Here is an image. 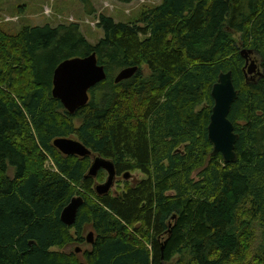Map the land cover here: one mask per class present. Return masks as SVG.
I'll return each instance as SVG.
<instances>
[{"label":"trees","instance_id":"1","mask_svg":"<svg viewBox=\"0 0 264 264\" xmlns=\"http://www.w3.org/2000/svg\"><path fill=\"white\" fill-rule=\"evenodd\" d=\"M97 20L95 44L76 23L0 30V264H264V0H161L135 22ZM243 49L259 63L254 82ZM91 53L106 79L69 114L52 73ZM229 71L238 140L225 164L207 126L212 86ZM58 138L112 162L117 177L144 179L98 196L104 172L87 177L92 157L62 155ZM74 196L83 203L68 227L59 215ZM87 231L90 249L67 252Z\"/></svg>","mask_w":264,"mask_h":264},{"label":"water","instance_id":"2","mask_svg":"<svg viewBox=\"0 0 264 264\" xmlns=\"http://www.w3.org/2000/svg\"><path fill=\"white\" fill-rule=\"evenodd\" d=\"M252 53L251 50L243 49L240 51V55L245 61L243 69L245 77L254 74L256 70L254 61L251 60L250 63L248 61ZM248 63L250 67L247 68ZM137 69V67H131L121 70L114 77V83L118 84L130 79L135 75ZM105 79L106 72L104 67L98 64L95 53L85 57L66 59L60 62L52 73L51 95L53 99L61 103L66 112L74 114L79 108L88 103L89 90ZM210 95L213 106L207 126V138L212 146L211 154L213 156L220 154L225 164L235 163L237 155L234 147L238 135L234 132V126L228 119V115L233 102L237 98V91L233 86L230 71L218 75ZM52 145L64 156L92 157L86 176L96 178L100 171L105 172L107 175L104 183L94 186L95 193L98 196L108 194L114 187L116 174L112 162L99 156H91L90 150L72 138L55 139ZM123 178L129 179V173H126ZM82 203V197H73L61 210L59 219L65 226L70 227L75 223L78 209ZM85 242L89 245L93 243L92 232L87 234ZM79 251L80 249H75V253H79Z\"/></svg>","mask_w":264,"mask_h":264},{"label":"rangeland","instance_id":"3","mask_svg":"<svg viewBox=\"0 0 264 264\" xmlns=\"http://www.w3.org/2000/svg\"><path fill=\"white\" fill-rule=\"evenodd\" d=\"M88 1L91 11H94L92 15H87L88 6L85 8L79 0H0V30L8 34H15L27 26L42 27L49 25L54 28L61 24L76 23L88 42L95 44L103 38L102 31L96 27L98 15L103 14L113 18L115 22H135L142 11L157 6L161 2V0H132L129 4H122L116 0ZM250 58L255 64L258 63L253 53ZM260 70L256 69L254 74L247 75V77L252 76L255 79L257 73H262ZM76 124L78 125V122ZM44 167L51 171L55 170L49 159L45 162ZM8 174L9 176L13 175L12 168H9ZM130 174L129 182H125L122 177H117L110 192L119 193L124 186H131L133 181L144 179V176L138 171H132ZM106 178L107 175L104 172L102 181H96L95 185L104 183ZM87 234L88 231L84 235L85 238ZM74 248L80 249L79 254H82L83 251L90 249V245L85 242L80 246L67 248L66 251L70 252Z\"/></svg>","mask_w":264,"mask_h":264},{"label":"flooded vegetation","instance_id":"4","mask_svg":"<svg viewBox=\"0 0 264 264\" xmlns=\"http://www.w3.org/2000/svg\"><path fill=\"white\" fill-rule=\"evenodd\" d=\"M254 54V53H253ZM255 55V54H254ZM251 58L249 57V59H248V61H249V63L251 62V60H250ZM255 63V62H254ZM244 65H245V61H244ZM248 67H250V64L248 65ZM243 69H244V67H243ZM256 69H260V67H259V63H257L256 64ZM246 71H247V69H246ZM261 71V70H260ZM243 74H244V78H245V81L248 83V82H254L256 79H257V77H260L261 76V74L259 75V74H257V77L254 79V77H245V73H244V70H243ZM256 75V74H255ZM125 175V174H124ZM124 175H122L121 177H122V179L125 181V182H129L128 180L130 179V177H131V174H130V172H129V179H124L123 178V176ZM116 178H117V176H116ZM138 181H133L132 182V184L131 185H134V184H136Z\"/></svg>","mask_w":264,"mask_h":264},{"label":"bare ground","instance_id":"5","mask_svg":"<svg viewBox=\"0 0 264 264\" xmlns=\"http://www.w3.org/2000/svg\"><path fill=\"white\" fill-rule=\"evenodd\" d=\"M74 197H77V196H74Z\"/></svg>","mask_w":264,"mask_h":264}]
</instances>
